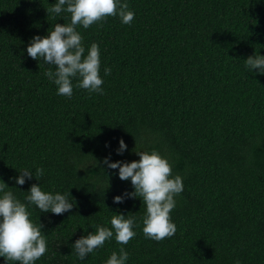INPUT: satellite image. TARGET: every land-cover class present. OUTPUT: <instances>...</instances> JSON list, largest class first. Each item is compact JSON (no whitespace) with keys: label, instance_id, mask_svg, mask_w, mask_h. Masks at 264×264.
Here are the masks:
<instances>
[{"label":"trees","instance_id":"16d2710c","mask_svg":"<svg viewBox=\"0 0 264 264\" xmlns=\"http://www.w3.org/2000/svg\"><path fill=\"white\" fill-rule=\"evenodd\" d=\"M56 2L0 0V180L22 203L34 183L73 198L62 215L29 206L48 248L35 264H106L121 247L125 264H264V74L245 64L264 56V0H126L131 24L77 26L85 55L100 48L104 94L74 79L71 98L45 76L55 66L26 51L32 37L70 23L48 11ZM152 150L183 179L176 232L158 242L143 234L142 198L113 202L134 191L131 181L99 163ZM24 169L34 176L21 186ZM115 214L135 216V237L121 245L113 236L80 260L74 242L98 225L112 230Z\"/></svg>","mask_w":264,"mask_h":264},{"label":"clouds","instance_id":"9594fccd","mask_svg":"<svg viewBox=\"0 0 264 264\" xmlns=\"http://www.w3.org/2000/svg\"><path fill=\"white\" fill-rule=\"evenodd\" d=\"M48 11L57 15L67 12L70 14V23H56L54 29L46 36L32 37L26 48L28 56L33 60L41 58L44 63L55 66V71L49 69L44 74L57 86L58 95L71 98L74 79L78 81L75 87L103 95L100 48L94 42L85 55L83 37L77 31V26L88 29L107 17L116 16L123 24L129 25L134 20L135 13L129 9L126 0H57ZM245 64L250 70L257 69L259 74H264V56L254 53L247 57ZM104 74L110 75L111 68H105ZM126 148L124 140L120 139L117 154H123ZM136 155L139 156L138 161L109 162V157H105L99 163L110 169H118L120 180L131 181L134 191L113 197V202L121 204L126 197L142 198L146 205L142 219L143 234L146 238L158 242L172 237L176 232V225L170 213L176 207L175 197L183 191V179L180 175H173L171 163L158 151L139 152ZM19 173L20 175L15 177V183L21 186L26 178L31 180L34 176L28 169ZM43 174L42 168H36L35 180L38 181ZM9 188L0 180V257L18 264H35L48 248L42 231L44 226L30 219L29 206L35 205L41 213L62 215L73 208L69 200L71 195L69 191L64 194L44 192L39 183H34L28 190L26 202L22 203L12 191H6ZM110 223L112 230L98 225L95 233L90 232L74 242L72 246L80 260L102 247L105 241L113 236L121 245L128 244L135 237L134 215L115 214ZM127 259L128 253L121 247L118 253H111L106 264H125ZM234 264H240V261L236 260Z\"/></svg>","mask_w":264,"mask_h":264}]
</instances>
